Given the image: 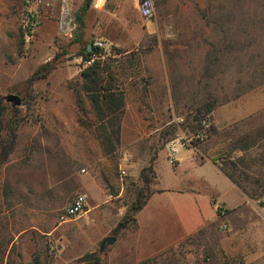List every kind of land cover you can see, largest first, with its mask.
<instances>
[{"label":"rangeland","instance_id":"obj_1","mask_svg":"<svg viewBox=\"0 0 264 264\" xmlns=\"http://www.w3.org/2000/svg\"><path fill=\"white\" fill-rule=\"evenodd\" d=\"M62 1L44 0L34 7L40 24L33 43L26 46L22 31L26 0H0V100L4 126L14 128L18 138L2 163L3 139L12 129L0 132L1 264H85L81 258L87 253H97L102 264H140L146 260L138 258L130 241L136 225L114 233L136 190L143 187L139 177L121 185V153L128 151L140 171L148 167L179 131L198 130L199 110L210 101L217 102L215 116L220 121L225 106L233 108L234 118L240 120L215 125L211 115L213 129L198 146L205 155L220 163L228 158L233 141L263 135L264 0H156L152 20L139 15V0H110L100 11L89 9L82 43L75 41L74 14L84 0H67L65 7ZM69 16L73 22L64 25ZM98 40L107 44L105 57L126 89L125 137L116 155L105 156L107 207L101 215L91 216L89 201L82 215L61 223L62 210L77 193H86L90 200L78 183L82 170L91 169L81 145L102 149L89 102L82 96V109L77 102L80 72L87 66L81 51ZM49 62L56 64L49 77L30 81ZM9 95L20 97L22 105L8 103L4 98ZM139 118L143 125L137 131ZM231 156L244 160L241 184L261 194L252 200L256 211L246 214L250 229L261 231L264 136L250 151ZM75 167L78 175L69 171ZM244 222L238 223L240 237L228 244L229 254L220 249L227 232L219 222L150 258L151 264L244 262L248 251ZM107 237L117 241L101 253Z\"/></svg>","mask_w":264,"mask_h":264},{"label":"crops","instance_id":"obj_2","mask_svg":"<svg viewBox=\"0 0 264 264\" xmlns=\"http://www.w3.org/2000/svg\"><path fill=\"white\" fill-rule=\"evenodd\" d=\"M127 108L128 104L125 109ZM135 108L138 112L137 104ZM222 108V121L215 116L216 111L212 113L215 125H230L240 120L234 118L233 108ZM142 122L140 118L135 122L137 131L140 130L139 126L143 125ZM121 137H125L124 122ZM17 139L16 134L14 148ZM81 151L91 169H83V174H79L76 167L69 171L79 174V187L90 195L89 214L101 215V211L109 203L106 196V157L96 144L92 147L83 143ZM178 152L176 166L169 163L166 149L158 154L154 164L156 188L146 206L137 214L136 229L130 236L134 253L141 260L153 258L192 238L200 231L216 228L220 222L222 226L225 224L229 228L220 249L229 254L231 248L228 244L234 243L240 237L238 223L246 220L244 223L247 229L243 237L244 244L248 243V251L243 254L244 264H264V229H250V223L246 219L247 213L250 214L252 209L256 211L252 200L220 170L212 157L205 155L198 148ZM139 173L140 166L133 163L129 178H138ZM218 206L226 210L225 217H220L217 213Z\"/></svg>","mask_w":264,"mask_h":264},{"label":"trees","instance_id":"obj_3","mask_svg":"<svg viewBox=\"0 0 264 264\" xmlns=\"http://www.w3.org/2000/svg\"><path fill=\"white\" fill-rule=\"evenodd\" d=\"M92 0H84L83 5L74 14V22L77 24L75 32V41L82 43L84 40V29L86 27V16L91 8ZM80 57L87 66L80 72V85L78 86L77 102L78 107L82 109L83 97L89 102L92 112L97 119L98 139L105 156L116 155L121 145V129L122 117L126 108L127 93L126 89L119 84L117 75L113 71L112 65L108 64L107 57L103 49L93 46V51L89 52L88 47L81 51ZM210 57V55H208ZM56 69L55 62H49L43 65L37 71L30 81L38 79H47L51 72ZM83 96V97H82ZM0 100V132L12 129L10 133L6 134L7 139H3L1 146V161L6 162L14 150L16 140V132L14 128L4 126V112L5 108L1 107ZM217 106L216 101L208 102L200 111L201 118L197 122V128L200 129V122L207 119L209 122L210 116L215 111ZM83 124V123H82ZM212 124L210 132L212 131ZM263 135L240 137L233 141L227 148L228 158L214 159V162L219 166L220 170L251 200L258 199L261 194L255 190L250 191L246 189L238 180V176L244 175L245 172L241 170V165L244 160L231 155L238 152L246 153L256 147L262 140ZM154 161L152 159L148 167H144L140 173L138 181L143 184V187L136 190V198L128 206L127 213L118 224L114 233L121 229L136 225L137 214L146 206L154 190L150 189L153 178L156 179L154 170ZM138 187V186H137ZM201 232V231H200ZM199 232V233H200ZM85 264H102V260L97 253H87L81 258ZM152 260L148 259L140 264H151ZM1 264V260H0ZM244 264V262H239Z\"/></svg>","mask_w":264,"mask_h":264},{"label":"built area","instance_id":"obj_4","mask_svg":"<svg viewBox=\"0 0 264 264\" xmlns=\"http://www.w3.org/2000/svg\"><path fill=\"white\" fill-rule=\"evenodd\" d=\"M44 0H26L25 9L22 11V31L24 36V42L26 46H30L36 35L37 28L40 24L37 18V12H35L34 7H39L43 4ZM110 0H92L91 8L100 11L104 9ZM156 0H139L137 4V11L139 15L146 20H152L156 13ZM64 7L67 0L62 1ZM68 17L64 21V25L68 23ZM95 47L106 50L107 44L101 40L94 43ZM211 123L204 119L200 122V129L195 133H188L184 131H179L177 137L166 145V151L168 155V161L172 166H176L178 159L179 150L196 149L199 144L204 142L210 133ZM133 166V160L131 154L124 150L121 153V157L118 163V176L121 185L124 186L125 181L129 178V171ZM84 173V171H83ZM88 204V195L86 193H77L70 204L64 208L60 214L59 220L61 223H66L85 212ZM217 213L220 217L226 216V210L223 207H217ZM224 231H229L227 225H223Z\"/></svg>","mask_w":264,"mask_h":264},{"label":"water","instance_id":"obj_5","mask_svg":"<svg viewBox=\"0 0 264 264\" xmlns=\"http://www.w3.org/2000/svg\"><path fill=\"white\" fill-rule=\"evenodd\" d=\"M68 20L70 21V24L73 22V17L69 16ZM89 52L93 51V45L88 46ZM8 103H11L14 107H20L22 105V101L20 97L16 95H9L4 98ZM117 239L114 237H107L103 240L100 248V252L102 253L107 245H114L116 243Z\"/></svg>","mask_w":264,"mask_h":264}]
</instances>
